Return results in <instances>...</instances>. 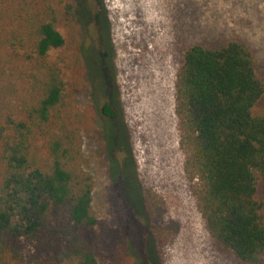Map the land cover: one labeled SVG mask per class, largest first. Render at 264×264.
Wrapping results in <instances>:
<instances>
[{
  "label": "trees",
  "instance_id": "16d2710c",
  "mask_svg": "<svg viewBox=\"0 0 264 264\" xmlns=\"http://www.w3.org/2000/svg\"><path fill=\"white\" fill-rule=\"evenodd\" d=\"M81 29L77 0H0V72L19 60L35 70L31 101L0 120V264H100V234L108 223L95 208L96 180L84 151L85 135L99 126L77 103L82 80L70 85L65 73L86 68ZM175 89L184 169L205 225L237 258L261 264L264 114L256 107L264 79L258 60L240 40L192 45ZM100 113L109 119L117 109L106 101ZM141 199L146 249L161 264L157 244L173 240L179 227L163 222L158 194L142 192Z\"/></svg>",
  "mask_w": 264,
  "mask_h": 264
},
{
  "label": "rangeland",
  "instance_id": "374dc122",
  "mask_svg": "<svg viewBox=\"0 0 264 264\" xmlns=\"http://www.w3.org/2000/svg\"><path fill=\"white\" fill-rule=\"evenodd\" d=\"M86 68L65 69L76 100L93 113L98 131L85 135L86 167L96 186L94 205L108 229L100 234V264H153L146 249L142 192L158 194L164 223L175 238L160 249L161 264H250L222 247L208 231L193 196L180 146L176 78L192 45L229 40L247 44L264 79V0H77ZM60 29L66 34L63 27ZM63 50H55L58 60ZM68 60L74 51L65 49ZM35 70L21 60L0 72V120L18 115L35 91ZM117 115L107 119L101 104ZM256 111L264 114V96ZM4 115V116H3ZM264 198V186L260 187ZM126 241V242H125ZM25 253L33 252L27 241ZM264 264V261L261 263Z\"/></svg>",
  "mask_w": 264,
  "mask_h": 264
}]
</instances>
